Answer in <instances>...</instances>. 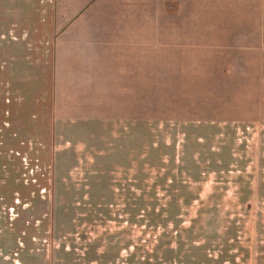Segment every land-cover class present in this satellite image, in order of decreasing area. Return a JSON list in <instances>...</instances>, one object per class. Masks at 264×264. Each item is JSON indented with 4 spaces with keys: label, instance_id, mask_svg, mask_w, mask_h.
Returning <instances> with one entry per match:
<instances>
[{
    "label": "rangeland",
    "instance_id": "374dc122",
    "mask_svg": "<svg viewBox=\"0 0 264 264\" xmlns=\"http://www.w3.org/2000/svg\"><path fill=\"white\" fill-rule=\"evenodd\" d=\"M57 4L30 0L13 39L0 5V264H264L261 28L167 35L196 5L119 0L135 86L93 100L54 89Z\"/></svg>",
    "mask_w": 264,
    "mask_h": 264
},
{
    "label": "crops",
    "instance_id": "0c3cea01",
    "mask_svg": "<svg viewBox=\"0 0 264 264\" xmlns=\"http://www.w3.org/2000/svg\"><path fill=\"white\" fill-rule=\"evenodd\" d=\"M10 1L0 0V5L8 21L6 32L8 37L11 36L13 39L14 32L19 36L23 31L28 32L30 28V0ZM180 1L185 8L187 6L189 12L193 11L191 5H196L194 10H197L198 17L196 20L182 19L179 20L180 23L174 19L166 20L167 35L178 33L180 27L183 34L189 36V29L193 28L197 29L198 38L206 36V40L210 42L212 38L223 36L224 34L218 33H222L224 28H231L226 42L248 43L250 36L241 34H247V27L252 28L255 25L258 29L261 28V38L264 42V0H260L261 15L256 22L246 20L253 0ZM117 4L119 0H58L51 24L55 90L61 91L63 82L67 91L77 89L80 92L90 93L88 97L98 100L103 98V92L115 91L121 83L126 84L130 89L131 86H135V79L131 77L136 76V72L127 73V70L136 67L131 61L133 56L118 57V43L114 41L113 36L119 32L121 22H128L129 28H136L141 24V18L139 12L136 18L134 11L132 19L120 20ZM239 12H241L240 17L245 18L241 23L234 19L235 16L236 19L238 18ZM33 23L36 28L43 26L41 22ZM112 50L116 51L117 55ZM125 121L131 123L129 120Z\"/></svg>",
    "mask_w": 264,
    "mask_h": 264
}]
</instances>
